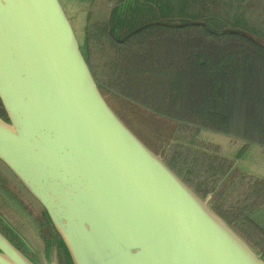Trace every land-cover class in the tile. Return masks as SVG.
Instances as JSON below:
<instances>
[{"label":"water","instance_id":"95a60500","mask_svg":"<svg viewBox=\"0 0 264 264\" xmlns=\"http://www.w3.org/2000/svg\"><path fill=\"white\" fill-rule=\"evenodd\" d=\"M85 27L62 0H0V161L50 227L8 237L0 222V264H264L214 194L195 191L112 108Z\"/></svg>","mask_w":264,"mask_h":264},{"label":"trees","instance_id":"16d2710c","mask_svg":"<svg viewBox=\"0 0 264 264\" xmlns=\"http://www.w3.org/2000/svg\"><path fill=\"white\" fill-rule=\"evenodd\" d=\"M114 2L104 0V6ZM91 18L88 61L103 95L177 122L179 139L187 142L176 145L166 163L202 196L213 193L216 210L223 209V196L231 191L234 201L226 202L223 217L235 221L264 255V231L251 218L264 204L259 198L264 180L258 177L262 186L256 187L247 182H256L249 179L254 168L264 171L257 164L264 152V47L199 24L147 25L120 44L109 37L107 25L91 28ZM109 51L113 58H105ZM208 132L222 136L223 143L209 141ZM229 139L245 143L242 154ZM0 169L29 194L1 161Z\"/></svg>","mask_w":264,"mask_h":264},{"label":"rangeland","instance_id":"374dc122","mask_svg":"<svg viewBox=\"0 0 264 264\" xmlns=\"http://www.w3.org/2000/svg\"><path fill=\"white\" fill-rule=\"evenodd\" d=\"M223 1L221 0V2ZM226 1L232 2L233 5L230 4L229 9L224 12H220L216 8L211 9L210 3L203 4L201 0H116L110 6L123 5L124 9L128 11L125 12L130 14L131 18L137 16L136 21L139 20V25H143V27L153 24H172L182 27L191 23H198L199 25L207 23L214 27L216 31L238 33L264 47V0ZM171 8H175V10H170ZM106 99L119 117L165 162L173 153L175 147L179 146V143L187 142L179 139L180 127L177 122L154 116L123 100L114 98L110 94L107 95ZM244 148L241 147V154ZM203 153L208 154L205 149H203ZM260 163L264 165V152L263 158L257 159V164ZM259 178L262 179L260 176ZM249 179L257 182L247 181L254 187L261 185L260 180L255 176ZM262 191L264 190L262 189ZM231 194V191L224 194L223 197H227V201H223V209H226V202L234 201V196H231ZM0 209L5 218H9L14 226L19 227V233L30 234V237L36 235V231H33L32 226L24 222V219H21L20 215L10 208L1 197ZM223 209L217 208L224 215ZM231 223L237 229L238 224L235 221ZM2 230H5V228L2 227Z\"/></svg>","mask_w":264,"mask_h":264},{"label":"crops","instance_id":"0c3cea01","mask_svg":"<svg viewBox=\"0 0 264 264\" xmlns=\"http://www.w3.org/2000/svg\"><path fill=\"white\" fill-rule=\"evenodd\" d=\"M62 2L77 27H85L86 23V35L93 9L95 12L91 18L90 27L92 28L102 23L107 25L109 28V37L120 44L127 41L129 37L137 34L140 26L141 28L143 27V25H139V20L136 21L137 16L131 18V15L126 13L128 11L124 9L123 5H119L118 7L104 6V0H101L103 4L99 0H62ZM170 10H175V8H171ZM106 13L108 14L106 15ZM92 50L96 54L106 52V50L104 52L101 50L95 51L93 48ZM95 57L98 58L101 56L97 55ZM111 57L113 58L111 51H109L105 58ZM112 96L116 98V96ZM251 218L264 231V206L255 211Z\"/></svg>","mask_w":264,"mask_h":264},{"label":"flooded vegetation","instance_id":"af4514ba","mask_svg":"<svg viewBox=\"0 0 264 264\" xmlns=\"http://www.w3.org/2000/svg\"><path fill=\"white\" fill-rule=\"evenodd\" d=\"M204 3H210L211 9L216 8L217 10L222 9L223 7L233 5L232 2H228L224 0H201ZM1 109V104H0ZM29 195V194H28ZM24 192V190L13 180L5 177L0 169V197L5 201V203L12 208L18 215H20L21 219H24V222L29 223L32 226L33 231H40L41 234L45 236L50 235V227L45 225L46 219L43 214L42 208L40 209L31 198ZM264 196H259L260 200ZM0 222L4 225L2 227L5 228L3 230L5 236L9 237V233H11L10 228L13 230V227H16L12 224V222L7 221L0 214ZM39 247V246H38Z\"/></svg>","mask_w":264,"mask_h":264}]
</instances>
